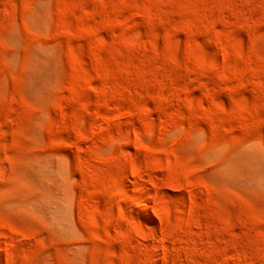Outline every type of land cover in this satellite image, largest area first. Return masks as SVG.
Masks as SVG:
<instances>
[{
    "label": "rangeland",
    "instance_id": "obj_1",
    "mask_svg": "<svg viewBox=\"0 0 264 264\" xmlns=\"http://www.w3.org/2000/svg\"><path fill=\"white\" fill-rule=\"evenodd\" d=\"M0 264H264V0H0Z\"/></svg>",
    "mask_w": 264,
    "mask_h": 264
},
{
    "label": "bare ground",
    "instance_id": "obj_2",
    "mask_svg": "<svg viewBox=\"0 0 264 264\" xmlns=\"http://www.w3.org/2000/svg\"><path fill=\"white\" fill-rule=\"evenodd\" d=\"M140 209H141L143 212H147V211H148V206H147V205H141Z\"/></svg>",
    "mask_w": 264,
    "mask_h": 264
}]
</instances>
